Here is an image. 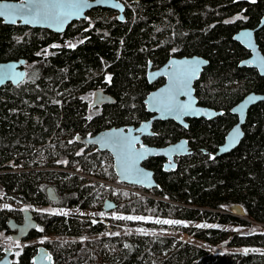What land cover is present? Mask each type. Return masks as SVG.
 Returning <instances> with one entry per match:
<instances>
[{"label": "trees", "instance_id": "obj_1", "mask_svg": "<svg viewBox=\"0 0 264 264\" xmlns=\"http://www.w3.org/2000/svg\"><path fill=\"white\" fill-rule=\"evenodd\" d=\"M121 1L124 20L96 8L62 34L0 20V63L25 59L27 70L24 82L0 89V202L103 212L112 199L117 213L206 223L184 231L211 248L223 243L242 250L214 252L151 232V224L140 234L121 233L125 225H138L133 220L116 226L105 216L50 212H39L38 229L18 243L8 222H22V210L0 208V258L9 245L13 264H33L39 246L26 242L53 236L42 246L54 264H264V231L257 228H264V101L249 110L239 146L214 156L238 121L231 110L251 92L264 94V77L240 66L250 52L234 40L241 29L258 27L264 0ZM256 38L264 53V27ZM194 55L209 61L195 84L200 105L224 114L190 120L188 129L173 121L153 125L147 144L164 147L186 138L193 153L178 158L172 172L164 171V158L145 162L158 182L152 190L137 187L146 195L109 184L119 183L110 154L77 138L150 119L145 99L164 83L148 81L150 63L160 68L171 57ZM101 89L115 102L91 107ZM50 186L57 202L49 199ZM235 206L244 214L233 213Z\"/></svg>", "mask_w": 264, "mask_h": 264}, {"label": "water", "instance_id": "obj_2", "mask_svg": "<svg viewBox=\"0 0 264 264\" xmlns=\"http://www.w3.org/2000/svg\"><path fill=\"white\" fill-rule=\"evenodd\" d=\"M0 3H9L20 5L21 0H1ZM89 7L83 9L79 16H72L63 25L58 24L53 20H40L34 24H25L23 19L16 18V23H6L4 17L0 20L6 25H21L32 28L46 29L54 33H64L68 26L74 21H79L87 18L88 12L96 8L110 9L118 13L119 18L124 20L125 5L120 0H87ZM115 5H120L116 7ZM30 6V5H28ZM59 9H41L42 14L56 15ZM264 27V17L261 19L260 24L256 28H243L234 35V40L240 43L244 48L250 52V57L240 63L241 67H248L256 69L259 74L264 77V53L261 51L257 42L256 33ZM248 34V35H245ZM198 60L202 63L199 67L197 77L191 81L190 92L187 95L178 94L181 85V72L184 67L185 61ZM209 65V61L198 55L185 56V57H171L168 62L160 68H153L150 63L147 72V78L150 83H155L160 79H164V83L153 90L145 99L147 111L152 114V117L139 126H121L113 127L103 130L95 135L86 137H78L77 141L86 148L96 147L100 152H107L111 155L114 162V170L117 175L119 183L127 184L130 186L140 187L146 190H152L158 187V182L155 177V172L145 166V162L151 158L161 157L166 161L164 163V171L172 172L178 168V158L191 155L190 143L188 139L183 138L176 143L164 147L151 146L145 143L146 137L154 136L153 125L159 121H173L178 125L188 129L190 127V120L193 119H206L212 120L224 114L222 111L200 105L196 96L195 84L200 79L204 69ZM26 60L21 59L18 61H7L0 63V74L4 69L11 68V78L4 79L0 83V89L7 84L15 86L24 82L27 78V70L25 68ZM184 91H188L185 89ZM156 97L160 101L159 107L161 110H156L158 107L154 104L152 98ZM189 99L193 101L192 111L188 114L179 115L176 112H169L164 105L168 103H188ZM264 94L251 92L241 102H239L232 110L231 114L237 116L238 121L236 125L228 132L225 137L224 143L219 146L215 157H221L231 153L235 150L241 140L244 138V125L246 124L249 110L252 106L263 102ZM115 98L104 90H97L93 95L91 107L112 104ZM147 125V127H144ZM239 129L240 136L237 141L232 144V137L235 131ZM108 138H111L108 140ZM100 141V143H97ZM183 145V148H179ZM231 145V146H230ZM228 149V150H224ZM147 153L144 155V153ZM50 201L56 202L59 195L55 188L50 186L47 190ZM111 206V207H110ZM103 209L105 212H112L117 209V203L112 199H107L104 202ZM232 212L235 214L243 215L244 211L240 207H233ZM23 221L18 223L14 218L8 222V228L11 232V237L14 242H21L27 239L31 233L37 230L39 222L35 217V213L30 209L23 210ZM4 257L0 259V264H13L14 250L6 248L4 250ZM49 257L51 259H49ZM33 264H54V257L51 252L44 246H39L37 254L33 259Z\"/></svg>", "mask_w": 264, "mask_h": 264}, {"label": "snow or ice", "instance_id": "obj_3", "mask_svg": "<svg viewBox=\"0 0 264 264\" xmlns=\"http://www.w3.org/2000/svg\"><path fill=\"white\" fill-rule=\"evenodd\" d=\"M254 2V0H253ZM30 5V6H28ZM116 7H120V5H115ZM89 7V4L87 3V0H21L20 5L16 4H9V3H0V17L5 18L6 23H16V18L23 19V22L25 24H34L40 20H53L57 22L60 25H63L65 22H67L68 19H70L72 16H79L83 9ZM41 9H59V10H67V11H59L56 15H48V14H42ZM248 35V34H245ZM70 47H75V45H69ZM52 47H58V45H53ZM47 50H45L46 52ZM39 55V54H38ZM184 67L181 72V79H180V85L181 89L178 94L187 95L190 92V85L191 81L197 77V74L199 72L201 61L193 60V61H185ZM11 68L4 69L3 73L0 74V83L3 82L4 79L11 78ZM108 82H111V77H107ZM187 89L188 91H184ZM154 104H156L158 107L156 110H161L159 107L160 101L156 98H152ZM193 105V101L189 99L188 103H168L167 105H164L167 111L169 112H176L179 115L188 114L191 112ZM144 127H147L145 125ZM240 136L239 129H237L232 137L231 143L234 144L237 139ZM111 138H108L110 140ZM97 143H100V141H97ZM231 146V145H230ZM179 148H183V145H180ZM225 151L228 149H224ZM78 155L81 153H77ZM147 153L145 152L144 155ZM111 207V206H110ZM101 215H103L101 213ZM117 219H139L143 220L144 217H136L133 218L131 216L129 217H116ZM95 223V221H93ZM158 223H166V224H172V223H179L176 221H157ZM198 227H205V225H198ZM143 232V230H139ZM127 246V245H126ZM245 253H247V249L244 250ZM49 259H51L49 257Z\"/></svg>", "mask_w": 264, "mask_h": 264}, {"label": "rangeland", "instance_id": "obj_4", "mask_svg": "<svg viewBox=\"0 0 264 264\" xmlns=\"http://www.w3.org/2000/svg\"><path fill=\"white\" fill-rule=\"evenodd\" d=\"M90 179L95 180L93 177H90ZM0 191H1V188H0ZM134 193L146 195L145 193H138V192H134ZM103 204H102V206H103ZM0 208H5V209H9V210L30 209L32 211H35V215H37L39 212H50V213H56V214H62V215H78V216L94 217V219H95V217L99 218L100 216H102V217L105 216V217L115 219V225L116 226H120V224L117 220H123V221H132L133 220L131 223H136L138 225H125L121 229V233L140 234L141 231H139V230L142 229L144 231L143 228L145 227V224H151L154 226L147 227L148 230L151 232L163 233L164 235H173V236L177 237L179 240L186 241V242H194L195 244L200 245V246H205L206 248H209L214 252H216L218 250H222V251H240V250H242V249L227 248V247H225L226 244H223V243L216 246V247L211 248L210 245H204L202 242L198 241L197 239H193L187 232L184 231V229L192 228V227H196L198 229H203V228L209 227L210 225H208L206 223L179 221L176 219H169V218H155V217H148V216L125 215L122 213H117L115 211L114 212L113 211L112 212H105V211L98 212L95 209H90V210L67 209V208H61V207L54 206V205L46 206V207H40V206L27 207L23 204H10V203H1L0 202ZM101 213L103 215L98 216V214H101ZM129 216H131L133 218L144 217V219L143 220H139V219L128 220V219H117L116 218V217H129ZM165 220L176 221L179 223L166 224V223H158L157 222V221H165ZM198 225H205V227H198ZM212 226H214V225H212ZM222 228L230 231V233L232 231H234V228L232 226H224ZM257 228H258V230L264 231V228H262V226H260V225H257ZM241 231H244V232L245 231H252V228H250L248 230H241ZM10 235H11V233H10ZM102 235H107V233L102 234ZM96 236H98V235L93 236V238H95ZM50 238L54 239L53 236H51V237L50 236L49 237H46V236L45 237H38V238L27 241L26 244H35V245L41 246L42 244H44L46 239H50ZM61 239H63V240H66V239L79 240L80 238L62 237ZM8 247L11 248V246H9V245H8Z\"/></svg>", "mask_w": 264, "mask_h": 264}, {"label": "crops", "instance_id": "obj_5", "mask_svg": "<svg viewBox=\"0 0 264 264\" xmlns=\"http://www.w3.org/2000/svg\"><path fill=\"white\" fill-rule=\"evenodd\" d=\"M84 146H85V145H84ZM95 148H96V147H95ZM112 159H113V158H112ZM113 163H114V162H113ZM22 241H24V240H22ZM22 241H21V242H22ZM18 243H19V242H18ZM13 257H14V256H13Z\"/></svg>", "mask_w": 264, "mask_h": 264}, {"label": "flooded vegetation", "instance_id": "obj_6", "mask_svg": "<svg viewBox=\"0 0 264 264\" xmlns=\"http://www.w3.org/2000/svg\"><path fill=\"white\" fill-rule=\"evenodd\" d=\"M146 143V142H145Z\"/></svg>", "mask_w": 264, "mask_h": 264}]
</instances>
